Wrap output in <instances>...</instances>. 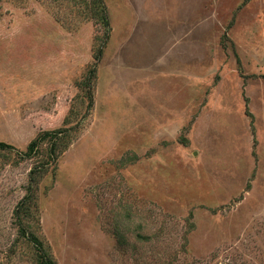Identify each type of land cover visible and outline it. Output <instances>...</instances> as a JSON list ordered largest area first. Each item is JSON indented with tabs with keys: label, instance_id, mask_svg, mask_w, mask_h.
<instances>
[{
	"label": "rangeland",
	"instance_id": "1",
	"mask_svg": "<svg viewBox=\"0 0 264 264\" xmlns=\"http://www.w3.org/2000/svg\"><path fill=\"white\" fill-rule=\"evenodd\" d=\"M0 142V264H264V0H0Z\"/></svg>",
	"mask_w": 264,
	"mask_h": 264
},
{
	"label": "trees",
	"instance_id": "2",
	"mask_svg": "<svg viewBox=\"0 0 264 264\" xmlns=\"http://www.w3.org/2000/svg\"><path fill=\"white\" fill-rule=\"evenodd\" d=\"M249 0H246L248 2ZM101 19L105 22V24L109 25V18H108V11L104 7L103 12L101 13ZM228 40V37L224 36V42L223 44ZM238 58V56H236ZM100 57H97V61H99ZM238 63L240 64V60L238 58ZM97 70V65L90 71L89 78L93 80L95 77V73ZM93 99L91 98V101ZM93 102V101H92ZM92 106V103L90 104V107ZM69 133V129H59L56 131H47L42 132L38 137L28 146L27 151L23 153H19V155L24 158H30V159H37L41 155L42 148L47 145V155L46 160L42 163V165H39L37 169L31 172V175L33 177L37 174H39V171L42 169L48 170L50 165H52L53 162H55L56 156H57V149L58 146L66 140ZM16 149L4 142H0V152H6V151H15ZM38 176V175H37ZM38 181V178L33 179L32 183L28 187V194L25 196V198L18 204L17 210L15 212L16 218L21 220L23 217H26V215L29 214L31 210H33L34 206L36 207V201H35V194H34V183ZM21 235L23 237H28L29 241L36 246V251L39 255V264H54V261L50 259L48 256L45 246L42 241L33 234L27 235L26 230L24 228H21Z\"/></svg>",
	"mask_w": 264,
	"mask_h": 264
}]
</instances>
